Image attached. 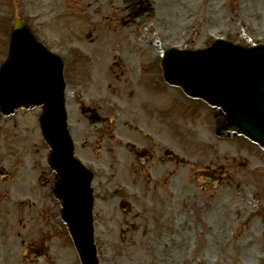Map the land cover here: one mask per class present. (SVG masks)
Instances as JSON below:
<instances>
[{"label":"rangeland","instance_id":"obj_1","mask_svg":"<svg viewBox=\"0 0 264 264\" xmlns=\"http://www.w3.org/2000/svg\"><path fill=\"white\" fill-rule=\"evenodd\" d=\"M149 1L153 6L155 4L156 17L154 19L149 17L136 25L132 21L133 11L135 9L134 5L136 6L142 3L143 6H146ZM180 1L0 0V64L7 57L11 26L15 14L23 16L33 26L36 33L49 46L57 50H67V48L73 45L80 46L83 37L90 32L89 35L91 34V38L89 39L96 43L95 46L97 47L99 46L98 38L106 37L107 45L101 51L102 53H109L111 46L108 44L110 40L107 38H113L115 42L113 47H122L124 52L127 53L126 60L128 61V65L126 68L119 70L113 67V71L110 72L105 68V63L100 61L96 69H88L87 71H83L82 74L76 73L75 69H70L72 72H69V70L67 72V78H69L72 84L70 89L71 94H69L70 102L68 104L71 108L74 121L77 125L79 123L80 129L77 137L80 139L82 145L90 143L86 140V136L89 135L88 130L90 132V127L88 122L81 118L80 111H77L78 99L76 98V91L81 87L80 92L86 95L89 93H100L99 91L111 81L113 83V99L117 100L118 104L125 106L126 111L124 112L136 117L139 123L164 137V133L169 130L168 123L166 124L161 118L157 119L152 117L153 111L158 112L159 109L163 110V114L171 116V127L180 123L181 149L186 152L187 157L190 156L189 158L191 159V156L195 155V158H204L206 156L205 138H210V129L212 128V124L214 126L215 121L211 110L205 108L203 106L205 104L200 101L188 99L180 90L167 86L160 79V76L162 78V72L157 67L155 70L149 67L151 69H149V72L147 70L148 76L145 80L141 79L140 81L137 78L132 80L129 75V68L143 67L141 64L144 61L141 57L142 52L139 47L146 48L148 46L150 57L152 56V50H160V46L158 49L155 45L157 31L165 33L168 37L165 36L167 45L185 43V45L192 47L206 45L208 40L205 35L208 32L217 35H228V33H231L230 35L233 40L241 42H252L257 38L263 37L264 0H208V3L198 2L199 0H194V2L193 0H189V3L184 1L182 5ZM195 1H197V5H194ZM178 9H180L179 12ZM110 12L113 14V24H111V27L113 28V32L118 31L117 34H106V32L100 34L95 29L91 31L92 26L97 24L94 21L98 18L105 19ZM260 15L263 16V19L258 18ZM242 18L246 19L247 28L242 27ZM148 22L151 25L153 24L157 30L148 29ZM191 22H193V26H190ZM111 27L109 26V31L112 30ZM170 33L173 35L171 38H169ZM92 42L89 41V44L94 46ZM84 73L89 75L88 80L87 75ZM144 74L145 72H143ZM135 75L133 74L134 77ZM156 78H158L160 85L157 88H153L152 80ZM39 115L40 110L38 109L29 112L20 111L11 122L7 124L1 123L4 128L0 130V133H4V137L0 136V159L15 160L19 156H15L14 154L18 152L14 151V149H9V145H19L24 141L29 142L30 147L33 144L34 149L22 150L21 157L17 161L24 162L25 157H28L26 159L29 160L42 152L46 155L48 148L40 136L38 126ZM15 120H18L22 126L21 134L24 136H18L14 131H7L13 129ZM214 144L216 145V141H214ZM220 144L222 145L219 146V149L229 153V159L226 160L228 171L232 172L235 176L230 177L223 184L220 182L217 183L213 188L206 185L207 188L204 192L200 190L202 189L201 187L195 186L192 192V198L189 192L190 184L188 179H184L187 182V186L182 184L181 194L179 196L181 207L177 214L184 209L183 205L185 202H188L189 205H191V202L201 205L207 199L210 201V210L215 207L213 227L222 228L220 225L222 216L220 199H230L228 202L230 209L227 211L229 214H226L229 221L226 222L229 226L234 227L223 230V240L226 244H212L214 241L217 242L213 236H210L214 231L204 228L203 238H206V241H203V238H198L196 245L192 242V238L196 237L195 232L190 235L186 232L182 233V239L177 244L172 239V241L167 240L164 244L158 245L160 237L152 236L149 238L148 235L144 238V236L141 237V232L136 234L135 237H131L130 232H124L122 230L124 228L122 223L136 224L140 229H145L148 225L151 228L154 222H148L143 213H140L138 218H135L133 215L127 217L125 212L118 206L119 199L115 200L113 198V205L106 204V201L103 200V195H101L102 212H107L112 220L113 215L119 218L118 224H114V221H111L112 224H109L108 228L111 226L121 228V230H117L116 242L127 246L104 245L100 241L98 246L102 264H174L173 258H171L173 256L170 255L173 253V247L177 250L175 255L182 254V256L185 255L186 257L191 256L189 264H207L216 258L220 259L222 264H237L236 260L238 259H242L241 261L243 262V255L247 259L251 258L246 263L243 262V264H251L257 254L264 255V242L262 243L252 238V242L247 243L250 239L247 236L250 229L257 227L258 230L260 226H264V152H258L255 148H252L255 146L249 145V142L242 139H233ZM248 147L252 149L257 157L250 158V162L248 161L249 164L246 166V161L249 156L247 152L242 150ZM92 148L95 149L94 143L93 145L90 143V152H93ZM28 151L32 154V157H30L31 154ZM259 158H262V161ZM25 161L29 162L27 160ZM104 161L107 166L112 164L108 160L104 159ZM238 170L240 171V176H236ZM184 172L187 174V170L181 168L182 178H184ZM24 175V178L28 177V175ZM215 195L216 198L213 204ZM183 197H187V200L183 199ZM237 208L241 209L240 213L235 212ZM1 214L0 264H35L20 260V256L24 252L21 242L19 244L17 237L12 238L14 231L10 230L11 224L2 222L3 216ZM237 215H239L238 218H236ZM145 216L147 217V215ZM187 216H189L188 213ZM246 218H248L247 221ZM103 219L110 220L109 217L105 216H103ZM181 225L184 229L191 226L185 220H182ZM17 227L13 226L15 229ZM103 228L104 226L101 227V230ZM192 228L196 229L194 226ZM196 230L198 232V229ZM18 231L20 230H17L15 235H17ZM39 232L47 238L46 243L50 246V258L44 264H52V260L54 264H80L73 242L66 229L58 226L49 231ZM102 233H106V231L103 230ZM233 233L236 235L239 234L241 238L239 246L236 245L235 238L232 237ZM110 235H112V232ZM127 238L134 241L128 244L125 241ZM243 242L246 243L244 246H242ZM166 243L170 245L166 246ZM190 248H194V253H189L188 255ZM163 249L165 252L161 253ZM178 263L184 264L185 262L181 260Z\"/></svg>","mask_w":264,"mask_h":264},{"label":"water","instance_id":"obj_2","mask_svg":"<svg viewBox=\"0 0 264 264\" xmlns=\"http://www.w3.org/2000/svg\"><path fill=\"white\" fill-rule=\"evenodd\" d=\"M15 28H16L15 31L19 30L20 29L19 24ZM23 38L29 43L31 47H34L36 50L40 51L39 47L33 42V40L28 34H24ZM229 54L234 56V54L232 53H229ZM259 55L264 56V52H260ZM18 65L19 64L17 63V61H15V66L17 67ZM168 71H169V76L171 78V80L169 81L173 84L181 86L189 96L194 97V98H203L215 107H223L224 105L227 106V104L225 102H222V100H219V102L212 100L203 94V90L198 91L194 87L190 86L188 82H185L186 79L184 76L188 75V71H189L187 66H182V68L180 69V73H181L180 78H177L176 76H174L170 72V69ZM255 71H256V75H259V79L257 81L255 80L254 83H252L249 86V89H247V92H253L255 90V95H251V96L246 95V96L241 97L242 100H245L243 102H239V101L238 102H228V106L226 110L229 114V124L233 125L234 129H237L239 132H241L242 131L241 128H243L245 129V131L247 130L250 134L252 131V133L264 139V75H263L264 74V64L258 61L257 65H255ZM227 87L230 89L232 88L229 85H227ZM257 89H260V91L257 92ZM47 101H48L47 99H44L43 102L41 103L47 104ZM0 104H1V100H0ZM21 104L26 107H30L32 105V104L25 103V102ZM246 108L248 109L247 117H245V114L239 115L237 113V112H244ZM10 112L11 111H9V113ZM231 116L235 122L230 120ZM43 125H44L43 128L45 127L44 128V131H45L46 126H48V124L45 122V118L43 119ZM255 139L259 143H261V145L264 146V141L262 139H260L259 137H256ZM55 154L56 152H53V154L51 155V158H54ZM54 160L56 162H60L57 158H54Z\"/></svg>","mask_w":264,"mask_h":264},{"label":"flooded vegetation","instance_id":"obj_3","mask_svg":"<svg viewBox=\"0 0 264 264\" xmlns=\"http://www.w3.org/2000/svg\"><path fill=\"white\" fill-rule=\"evenodd\" d=\"M133 144L136 147L130 146L128 145V149L130 148L131 153V161H135L136 162V167L131 169V176L136 180V181H140L141 179H145L147 176L150 177L151 175L150 173V168L148 167V162H152L154 165L156 164H161L164 165L166 163V159L171 160V161H175L178 162L179 158L176 155H170L168 153H165V150L162 151V149L159 148H155L156 149V153L155 155L152 153V150L148 147V143L145 141H139V142H135L133 141ZM142 150H146L147 152H149L148 154V158L145 160L140 159L139 154L137 153V150L141 149ZM158 153H162V155H156ZM166 158V159H165ZM180 161V160H179ZM154 169H152L153 171ZM144 173V175H143ZM33 195V199L30 201V219L31 222L33 221H37V219H35L34 217H32V212L35 210H38L39 208H41L42 210H46L48 208H50V213L52 212V206L49 205L46 201H42L41 203H38V198L37 195L34 194L32 192Z\"/></svg>","mask_w":264,"mask_h":264},{"label":"bare ground","instance_id":"obj_4","mask_svg":"<svg viewBox=\"0 0 264 264\" xmlns=\"http://www.w3.org/2000/svg\"><path fill=\"white\" fill-rule=\"evenodd\" d=\"M184 1L186 2V3H189V0H181L180 1V4L182 5V4H184ZM198 1V0H197ZM197 1H195V4L194 5H197ZM193 2H194V0H193ZM198 2H204V3H208V0H199ZM180 11V9H178V12ZM222 207H228V203H227V201H224L223 203H222ZM226 214H229L228 212L226 213ZM227 219H228V221H229V218L227 217ZM260 231H261V229L259 228L258 229V231H257V235H260ZM262 237V236H261Z\"/></svg>","mask_w":264,"mask_h":264}]
</instances>
